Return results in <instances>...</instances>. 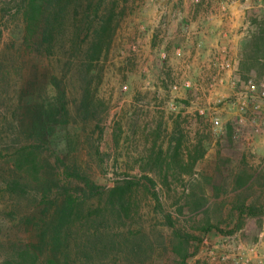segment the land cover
<instances>
[{
  "label": "rangeland",
  "instance_id": "obj_1",
  "mask_svg": "<svg viewBox=\"0 0 264 264\" xmlns=\"http://www.w3.org/2000/svg\"><path fill=\"white\" fill-rule=\"evenodd\" d=\"M22 2L0 0V264L26 246L41 263L182 264L173 251L179 237L188 242L184 264L215 263L199 254L206 238L220 247L235 236L263 253V120L239 113L232 78L211 88L214 72L200 83L190 64L176 63L180 35L197 37L186 17L200 18L197 31L221 22L230 37L233 2L244 13L242 54L257 29L254 2L65 0L55 40L39 36L31 48ZM109 20L90 55L91 23ZM23 147L35 150L36 173L16 165ZM244 172L254 179H238ZM145 176L159 206L144 182L126 187ZM88 180L98 190L76 194L65 209L64 193Z\"/></svg>",
  "mask_w": 264,
  "mask_h": 264
},
{
  "label": "trees",
  "instance_id": "obj_2",
  "mask_svg": "<svg viewBox=\"0 0 264 264\" xmlns=\"http://www.w3.org/2000/svg\"><path fill=\"white\" fill-rule=\"evenodd\" d=\"M66 11L65 0H24L19 12L22 15L24 22V43L26 47L31 48L35 40L41 36L44 44L51 45L55 40L58 31L61 28V21ZM112 20L102 22L100 25H90V31L87 38L90 40L88 48L89 54H93L100 49V42L103 41L102 34L106 31L107 25ZM256 24V31L251 36L248 43L245 44L244 50L241 54L239 65V76L241 79L246 80L251 76L257 78L264 76V18L253 19ZM92 31V32H91ZM230 136L232 135V127L229 126ZM18 168L28 166V170L36 173V154L35 150L28 151L27 148H22L17 153ZM259 176V174H256ZM241 177L240 179H244ZM258 178V177H257ZM254 179V176L252 177ZM144 182L147 190L150 192L152 198L156 201L157 205L161 204L159 193L156 189L154 181L150 177H143V179L136 180V178H129L126 182V187H132L136 184ZM84 188L81 190L70 188V191L64 193L62 199L64 201V208L69 209L74 202V199L81 192L87 193L98 190L95 183L90 180L84 183ZM80 191V192H79ZM203 201H196L195 207L197 213L203 208ZM239 227V226H238ZM210 229L212 227L209 226ZM187 240L181 237L178 238L174 244V253L182 261V264L189 257V249L187 247ZM1 264H62L59 258H46L41 263V258L35 247L26 246L18 248L14 251L11 257H7Z\"/></svg>",
  "mask_w": 264,
  "mask_h": 264
},
{
  "label": "built area",
  "instance_id": "obj_3",
  "mask_svg": "<svg viewBox=\"0 0 264 264\" xmlns=\"http://www.w3.org/2000/svg\"><path fill=\"white\" fill-rule=\"evenodd\" d=\"M200 0H195L199 3ZM248 2L249 0H244ZM254 2V8L259 11L258 18H264V0H252ZM214 17H210L209 21L213 22ZM223 39H230L228 33L223 34ZM167 53H162L161 58L166 60ZM209 69L214 73L210 76V87L213 88L218 84H223L226 78L231 79V86L235 87L239 84V91H236L234 95L235 104L238 107V111L241 115H246L252 111V114H258L261 116L264 125V76L257 78L251 76L250 78L243 80L239 76V66L236 60L232 56L231 48L228 46H220L216 52L212 54L211 61L209 62ZM185 87L189 88L190 83L186 82ZM201 115L205 114L203 109L199 110ZM213 126L216 128L218 125V119L214 118ZM213 127V128H214ZM219 247V246H218ZM209 242V239H203L201 242L200 253L203 258H209L214 260V264H247L248 261L242 258H264V252L257 254L256 247H247L243 242L237 239V237H228L218 248ZM262 264V262H259ZM211 264V263H200Z\"/></svg>",
  "mask_w": 264,
  "mask_h": 264
},
{
  "label": "crops",
  "instance_id": "obj_4",
  "mask_svg": "<svg viewBox=\"0 0 264 264\" xmlns=\"http://www.w3.org/2000/svg\"><path fill=\"white\" fill-rule=\"evenodd\" d=\"M232 2V0H229ZM231 17L230 20L227 21L226 28L230 33V39L224 40L221 36L220 32L224 27H221V22H217L212 24L209 27H206L205 31H197L201 26V20L197 16L186 17V20L183 22L185 24H189L190 29L197 34L196 39L186 37L181 34V38L178 39V45L183 49L182 56L177 60V64L184 68V64H190L191 70L193 72V76L199 80V82H205L209 78V76L213 73L211 69H209V56L211 52L217 51L219 46H224L230 43L232 56L236 60L237 64L240 63V36L237 35L238 27L242 21V15L244 13L241 10H238L237 3H231ZM200 40L201 45H195L196 40ZM229 77V76H228ZM258 151H260L264 155V140L260 141L258 144ZM251 178L253 176L248 173H242L238 179L240 178Z\"/></svg>",
  "mask_w": 264,
  "mask_h": 264
}]
</instances>
